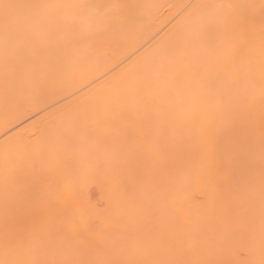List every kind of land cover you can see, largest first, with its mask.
<instances>
[{
  "label": "bare ground",
  "instance_id": "6f19581e",
  "mask_svg": "<svg viewBox=\"0 0 264 264\" xmlns=\"http://www.w3.org/2000/svg\"><path fill=\"white\" fill-rule=\"evenodd\" d=\"M5 4L9 7L2 6ZM236 4L246 6L228 7ZM228 17L236 18L238 26L214 27L205 38L188 39L195 22L215 24ZM0 25V264L9 261L43 264L52 260L264 264V185L261 183L264 36L254 30L257 25L264 28V0H0ZM225 45L231 49L224 50ZM227 51L229 54H225ZM102 61L112 70L107 67L103 72ZM97 71L107 74L86 86V76L91 80L88 75L95 78ZM84 85L87 88H82ZM149 95H154V99ZM145 99L146 103L154 104H149L154 106V135L151 130V135L146 132L143 137L154 136L151 140L154 147L151 151L147 149L150 138L143 142L142 134H138L142 138L137 143L143 142L142 149L150 152L140 149L135 154L131 149L134 156L126 154L119 165L112 162L109 168L107 163L106 178L97 181L102 207L93 203L95 199L90 200L88 191L72 190L74 184L68 185V178L63 179L67 183L61 181L60 186L53 187L48 179L50 186H47L45 179L49 175L45 179L38 175L44 183L40 187L44 190L43 197L49 196L51 206H46L45 200L44 207H39L41 213L39 209L27 216L19 214L20 207L26 205L30 209L32 205L29 193L30 203L21 190L29 189L26 184L31 182H24L33 173L34 162L63 161L65 148L60 151L61 146L56 147L61 154L49 153L52 140L49 138L44 154L32 152L33 148L27 152L28 146L23 147L27 142H19V138L27 136L19 137L24 127L11 134L16 122L12 125L10 115L15 118V113L24 111L25 105L33 112L55 104L49 111L46 108V112H41L44 119L72 105L77 110V105L82 104L102 106L109 102L122 103L124 107L138 102L139 107ZM225 111L236 112L240 118L226 125L222 119ZM133 119L134 123L130 119L128 124L133 126L136 123ZM41 132L38 141L42 138L43 142L47 130L45 134ZM55 132L56 136L58 132L61 134ZM73 132L68 129L63 133L68 136ZM62 134L57 138L66 141L68 137ZM57 138L55 144L61 145ZM30 140L32 144L34 140ZM100 146L96 148L100 150ZM135 147L136 143L130 148ZM91 151H88L90 155ZM63 167H58L62 168L60 173L64 172ZM58 170L56 167L57 177ZM249 172L250 187L244 185L243 196L234 198L232 193L241 187ZM22 175H28L23 177L24 187L20 181ZM20 200H24L23 206L19 205ZM69 234L79 251L64 248L63 238Z\"/></svg>",
  "mask_w": 264,
  "mask_h": 264
},
{
  "label": "rangeland",
  "instance_id": "374dc122",
  "mask_svg": "<svg viewBox=\"0 0 264 264\" xmlns=\"http://www.w3.org/2000/svg\"><path fill=\"white\" fill-rule=\"evenodd\" d=\"M166 12L168 11V13H169V9H166L165 10ZM167 14V13H166ZM173 16V15H172ZM169 18H167V20H168ZM0 27H1V25H0ZM4 27V26H3ZM154 27V26H153ZM152 27V28H153ZM260 27V28H259ZM257 28H259V29H257ZM257 29V30H256ZM256 29H254L255 30V32H260V36L261 35H263L264 36V34H262V33H264V31H262V30H264V28L262 29L261 28V26H256ZM261 29V30H260ZM262 31V32H261ZM250 32V31H249ZM257 32V33H258ZM264 38V37H263ZM229 41V40H228ZM262 41L264 42V39H262ZM228 43H226V45H227ZM229 44L231 45V42H229ZM228 44V45H229ZM226 45L223 47L224 48V50H228V49H231L230 47L228 48H226ZM227 45V46H228ZM229 45V46H230ZM229 51H231V50H229ZM229 51H227L225 54H227ZM229 54V53H228ZM222 55V54H221ZM104 60V59H103ZM103 62V64L105 65L106 63H105V61H102ZM102 62H101V64H102ZM102 64V65H103ZM103 65V66H104ZM106 66V65H105ZM105 66H104V69H103V67H102V69H103V72L105 71V70H107V67H109L108 66V64H107V66H106V69H105ZM222 66V65H221ZM222 68H224V66L222 67ZM101 69V68H100ZM101 69V70H102ZM109 69V71H111L112 70V68L110 69V67L108 68ZM214 69V68H213ZM100 70V71H101ZM224 70V69H223ZM98 72L99 71H97V74H98ZM106 72H108V71H106ZM102 73V72H101ZM99 73L98 75L95 73L94 75V77L95 78H93L92 77V75L90 76V75H88L90 78H91V80H88V77L86 76V78L85 79H87L86 80V82L84 83L86 86H89L90 87V85H91V83L93 82V81H95V79L97 78V77H100L101 78V76H103V74L105 75V74H107V73ZM97 75V76H96ZM94 79V80H93ZM98 79V78H97ZM96 79V80H97ZM90 81V82H89ZM88 82V83H87ZM90 83V84H89ZM85 85L82 87V88H84L85 87ZM80 88V87H79ZM85 88H87V87H85ZM151 96V98L152 97H154V95H149V97ZM150 98V99H151ZM146 99H148V98H146ZM146 99H145V103H146ZM150 99H148V101L150 100ZM152 99H154V98H152ZM139 102L141 101H143V100H138ZM136 102V101H135ZM140 102V103H141ZM153 102H154V100H153ZM106 103V102H105ZM137 103V105L139 104L138 102H136ZM136 103H132L130 106L129 105H127V106H124V107H122L121 105H124V104H122L121 103V105H114V104H110L109 102H108V104L106 103L105 105L103 104L102 106L101 105H99L98 104V106H92L91 104L90 105H88V107H86V105L85 104H82V105H77V110H76V106H75V108H74V106L72 107H68L67 109H64V111L61 109L59 112H54V114L53 113H51V114H49V115H47L44 119L46 120V122H45V120L43 119V118H41L40 116H42V114H41V112L43 113V112H46L47 110L49 111L50 109H48V108H50V106H52V105H54L53 107H51V108H54L55 107V104H50V105H48L47 107H44V108H40V109H37V110H35V111H31V109H29L28 108V110H27V107L28 106H24L23 107V109H24V111H22V109L20 110V111H22V112H20L19 110V112H18V114L17 113H15L16 114V117L14 118V116L13 115H10V116H12L13 117V119H14V121H13V119H12V125L15 123V125L11 128V131H10V133L13 131V130H18V128H23V131H22V133H21V131H20V133H21V135H19V137L21 136V137H23L24 135H26L27 134V136H24L23 137V139H21V138H19L20 139V141L19 142H22V140H23V142L24 143H26L25 144V146L23 145V147L25 148V149H27L26 148V146H28V149H27V152H31V149H32V152H38V154H39V152H40V154H41V152H43V154H44V152H45V150L47 149V147L48 148H50V150L48 149V151H49V153H51V152H54V153H56L55 151H63L64 150V148H65V150L67 151L68 150V152H66L65 153V150L63 151V153H64V157L66 158V156H67V158L65 159L64 157H63V153H62V155H61V158L63 159V161H55L58 157H56V158H54V163H52V164H50L49 163V161L47 160V162L45 163L44 161H40L39 160V162H38V160H36L34 163V171H33V173L32 172H30V174L31 175H29V172H28V175H29V178L27 177L26 178V176H28V175H25V177L22 175V177L20 176V178H22L23 179V177H24V179L26 178V180L27 181H25L24 183H26V182H31V183H28V184H26V187L27 188H29V189H26L25 187H24V185H23V181H24V179L22 180V179H20V178H17L18 180L20 179V181H21V183H22V185H23V187L25 188H23L24 189V191H23V189L21 190V192H25V193H22V194H25L26 195V197H27V195H28V193H29V195L28 196H30L29 198H30V200H31V203H30V201H29V199H28V197H27V199H28V201H29V203H30V207L32 208V210H31V208L29 209L28 207V209L27 208H25L26 207V205L24 206V208L23 207H20L21 208V210L20 211H18L19 212V214H22V215H29L30 213L32 214L33 212L35 213L36 211L38 212V210L43 206L44 207V202H45V200H47V202L49 201L50 202V199L48 198L49 196H45V198L43 197L45 194H44V190L43 189H40V187H41V185L42 184H44V183H42L41 182V175H43V177H44V179L48 176V178H46L45 180H49V182H52L51 183V185L53 186V187H55V185L56 186H60L61 185V181L63 182L64 180L63 179H67V181H69L68 183V185H70V183L72 184H74V187H73V189L72 190H79V191H81V192H85L86 193V191H88L86 194L89 196V198H90V200L92 201H94V199H95V201L93 202V203H95V204H97V206H100V207H102V203H103V199H102V197L100 196L101 194H100V191L98 190V182H101V181H103L104 179L103 178H106V173H105V171L107 170V168H105L108 164H109V168H110V165L111 164H113L114 162V164L117 166V165H119V163H120V160L122 161V160H124V159H121V157H126V154H127V157L130 155V156H132L134 153H133V151L132 150H134L135 151V154L136 153H139L140 152V149L141 150H143L144 148H145V146H144V144H142L143 142H145L146 141V139H148L149 140V138H150V140L149 141H151V140H153L152 139V137H154V136H152V137H150L149 136V138H148V136L147 137H145L146 135H144V137H143V133H148V134H150L151 135V130H152V135H154V131H153V129H154V124H152L153 122H154V106H151V105H154L153 103H152V101L151 102H147L146 104L144 103V102H142L140 105H139V107L136 105ZM150 103H152L151 105H149ZM100 104H102V103H100ZM127 104V103H126ZM133 104H135L134 106H133ZM145 105V107L143 106L142 107V105ZM58 105V104H57ZM84 105V106H83ZM109 105V106H108ZM148 107H147V106ZM79 106V107H78ZM81 106H82V110H81ZM100 106V108H98ZM112 108H111V107ZM115 108H114V107ZM132 106V108H130ZM136 106L138 107V109H136ZM151 106V107H150ZM92 107V108H91ZM101 107H102V109H101ZM105 107V108H104ZM109 107V108H108ZM125 107L127 108L126 110H125ZM141 107V108H140ZM147 107V109H149V110H147L146 111V108ZM19 108H21V107H19ZM19 108H17V109H19ZM46 108H47V110H46ZM71 108H72V110H71ZM84 108H86V109H84ZM96 110H95V109ZM142 108H144L145 109V111H141V110H144V109H142ZM17 109H14V110H17ZM44 109V110H43ZM113 109H115L114 111H113ZM117 109V110H116ZM134 109H136V110H134ZM92 110H94L95 112H93ZM99 110V111H98ZM130 110V111H129ZM138 110V111H137ZM30 111V112H29ZM73 111H75V112H73ZM77 111V112H76ZM80 113H79V112ZM84 113H83V112ZM109 111V112H108ZM117 113H119L120 111V114L118 115V114H116V112ZM149 111V112H148ZM12 112H15V111H12ZM28 113L25 117H24V113ZM62 114H61V113ZM69 112L71 113V115L69 114ZM87 112V113H86ZM90 112V113H89ZM113 112H115V114L113 113ZM124 112H126V113H124ZM135 112V113H134ZM139 112H142L144 115H142L141 116V114L139 113ZM145 112H147L146 114H145ZM23 114V116H20V114ZM68 113V114H67ZM86 113V114H85ZM94 113V115H92V114ZM109 113V114H108ZM139 114V116L137 115V114ZM57 114V115H56ZM65 116H64V115ZM73 114V115H72ZM75 114V115H74ZM88 114V115H87ZM98 114V115H97ZM112 114V115H111ZM122 114V115H121ZM17 115H18V117L19 118H17ZM55 115V116H54ZM61 116V118H60V120H59V116ZM78 115H80V116H78ZM91 115H92V117H91ZM115 115V116H114ZM117 115H118V117H117ZM121 115V116H120ZM137 115V116H136ZM64 116V117H63ZM70 116V117H69ZM72 116H74V118H72ZM87 116V117H86ZM126 116H128V117H126ZM133 116V117H132ZM11 117V118H12ZM24 117V118H23ZM49 117V118H48ZM57 117V118H56ZM88 117H89V119H88ZM112 117H114V118H112ZM117 117V118H116ZM136 117V118H135ZM143 117V118H142ZM10 118V119H11ZM36 118H37V120H36ZM40 118V119H39ZM65 119V121H64V119ZM91 118V119H90ZM110 118V119H109ZM133 118H135V119H133ZM19 119V120H18ZM42 119V120H41ZM47 119H49V120H47ZM56 121H55V120ZM60 121H58V120ZM68 120V122H67V120ZM93 119H95V121L93 120ZM108 119H109V121H108ZM115 119V120H114ZM121 119H122V121H121ZM126 119V120H125ZM128 119H129V122H126V121H128ZM130 119H131V121H132V119L133 120H135L136 121V125L134 124L133 126L132 125H130V124H128V123H130ZM138 119V120H137ZM144 119V120H143ZM18 120V121H17ZM30 120V121H29ZM34 120V121H33ZM37 122H36V121ZM38 120H39V122H38ZM74 120V121H73ZM106 120V121H105ZM125 120V121H124ZM139 120H140V123H139ZM151 120H153V121H151ZM27 121H28V123H27ZM72 121V122H71ZM87 121H88V123H87ZM137 121H138V123H137ZM141 121H143V123H141ZM146 121V122H145ZM35 124H34V123ZM44 124H43V123ZM65 122V123H64ZM116 122H117V124H116ZM119 122H121V123H119ZM125 122V123H124ZM25 123H27V124H25ZM33 124V126L31 125V124ZM46 123V124H45ZM55 123H56V125H55ZM59 125H58V124ZM79 123V124H78ZM95 123V124H94ZM111 123V124H110ZM113 123V124H112ZM119 123V124H118ZM134 123V121H132L131 122V124H133ZM150 123V124H149ZM30 124V125H29ZM71 125V128H70V125ZM138 124L141 126V127H139L138 126ZM149 124V125H148ZM26 125H29V126H26ZM63 125V126H62ZM69 125V126H68ZM90 125V126H89ZM109 125V126H108ZM112 125H116V126H112ZM118 125V126H117ZM127 125V126H126ZM144 125V126H143ZM146 125V126H145ZM23 126V127H22ZM37 126V127H36ZM41 128H40V127ZM54 126V127H53ZM65 126V127H64ZM74 126V128H72ZM81 126V127H80ZM103 128V129H101V127ZM106 126V127H105ZM110 126H112V127H110ZM126 126V127H125ZM136 126V127H135ZM151 126V127H150ZM17 127V128H16ZM25 127H27V128H25ZM32 127V128H31ZM46 127H48V128H46ZM58 127V128H57ZM63 127V128H62ZM76 127V128H75ZM90 127H91V129H90ZM99 127H100V129H99ZM115 127H117V128H115ZM139 127V129H140V131H139V129H137ZM148 127H150V128H152V129H150V128H148ZM37 128V129H36ZM46 128V129H45ZM60 128H61V130H60ZM82 128V129H81ZM85 130H84V129ZM119 128V129H118ZM126 128L128 129V130H126ZM133 128V129H132ZM26 129V130H25ZM35 129V130H34ZM45 129V130H44ZM68 129H69V131L71 132V130H72V132H73V130L74 129H76V132L74 131L72 134H70L69 133V135H68V133H67V135L68 136H66L63 132L65 131V130H67L68 131ZM80 129V130H79ZM87 129H88V131H87ZM107 129H108V131H107ZM116 129H118V130H116ZM143 129V130H142ZM145 129V130H144ZM16 130V131H17ZM43 130V132H44V134L46 133V130H47V133H46V135H47V137H45L46 139H44L43 140V142H42V138L40 139V141L42 142V144H45L44 146L41 144V142L40 141H38L39 140V134H40V132ZM64 130V131H63ZM79 130V131H78ZM106 130V131H105ZM122 130H125V131H127L126 132V134H125V136H124V132L125 131H122ZM138 130V131H137ZM150 130V131H149ZM58 132V131H60L61 132V134L63 133L66 137H68L67 139H68V141H67V139H66V141L65 140H62V141H59V139H60V136H61V134L58 132V133H56V132ZM63 131V132H62ZM82 131H84V133L82 132ZM86 131V132H85ZM104 131V132H103ZM132 132V135H130L131 134V132ZM56 133L57 134V136L55 135V134H53V133ZM80 132H81V134H80ZM119 132V133H118ZM130 132V133H129ZM7 133H8V131H7ZM13 133V132H12ZM11 133V134H12ZM25 133V134H24ZM42 133V132H41ZM50 133V134H49ZM52 133V134H51ZM75 133H76V135L78 136H76L75 135ZM102 133V134H101ZM117 133V134H116ZM128 133V134H127ZM134 133H136L137 134V136L135 137V135H134ZM9 134V133H8ZM7 134V135H8ZM38 134V135H37ZM59 134H60V136H59ZM62 134V135H63ZM87 134V135H86ZM110 134V135H109ZM116 134V135H115ZM119 134H120V137H119ZM141 135L142 134V137L145 139H143L142 141L143 142H141V144H139V143H137V141L138 140H140L139 138L141 137V136H139V135ZM2 135L3 136H5L4 135V133H2ZM54 135V136H53ZM64 135H63V137H64ZM73 135H74V137H73ZM83 135V136H82ZM118 135V136H117ZM128 135H129V137H128ZM17 136V135H16ZM35 136H37V137H35ZM53 136V137H52ZM59 136V139L57 138ZM75 136H76V138H75ZM108 136V137H107ZM112 137V140H111V137ZM127 136V137H126ZM1 137V136H0ZM57 138V140L59 141V144H61V145H56V144H58V142L56 143V138ZM115 137V138H114ZM122 137H124V138H122ZM126 137V138H125ZM132 137V139H129V138H131ZM133 137H135L136 139L134 140V138ZM141 137V138H142ZM30 140L31 138V140L30 141H32V140H34L33 138H37V139H35L34 140V142L32 141L31 143L32 144H30V142L27 140ZM49 138H51V139H49ZM72 138V139H71ZM97 138V139H96ZM101 138H103V139H101ZM107 138V139H106ZM118 138V139H117ZM17 139V138H16ZM64 139V138H63ZM70 139V140H69ZM75 139V140H74ZM95 141H94V140ZM110 139V140H109ZM128 139V141H127V143H129V144H127L126 143V140ZM12 140H14L15 141V139H12ZM26 140V141H25ZM37 140V141H36ZM46 140H47V142L48 141H50L51 140V142H49V144L50 145H48V146H46L48 143L46 142ZM79 142H78V141ZM109 140V141H108ZM115 140V141H114ZM134 140V141H133ZM137 140V141H136ZM147 140V141H148ZM112 141H113V143H112ZM130 141V142H129ZM136 141V142H135ZM18 142V143H19ZM47 144H46V143ZM106 142L108 143V144H106ZM116 142V143H115ZM120 142V143H119ZM138 142H140V141H138ZM37 143V144H36ZM56 143V144H55ZM68 143V144H67ZM72 143V144H71ZM98 143H99V145H101L100 146V150H98L99 149V145H98ZM103 143V144H102ZM115 143V144H114ZM135 143H136V147L135 148H130L131 146L132 147H134L135 146ZM151 143L153 144L154 143V141H151V142H148V144H146L147 145V149H149L150 150V148H153L154 146H152L151 145ZM15 144V143H14ZM29 144V145H28ZM52 144H55V145H52ZM63 144V145H62ZM65 144V145H64ZM93 144H95V145H93ZM97 144V145H96ZM127 144V145H126ZM30 145L32 146V145H34V146H32V147H30ZM43 147H41V146ZM52 145V146H51ZM104 145V147H102ZM129 145V146H128ZM140 145V146H139ZM149 145V146H148ZM55 146V147H54ZM57 146H61L60 148H59V150H57L58 148H56ZM96 146L98 147V149L96 148ZM139 146V147H138ZM143 147V149H142V147ZM152 146V147H151ZM39 147V148H38ZM76 147V148H75ZM82 147V148H81ZM90 147V148H89ZM92 147H94V148H92ZM122 147H124V148H122ZM127 147H129V148H127ZM149 147V148H148ZM24 148H22L24 151H25V149ZM31 148V149H30ZM36 150H35V149ZM42 148V150H40ZM44 148H46V149H44ZM56 149V150H52V149ZM62 148V149H61ZM81 150H80V149ZM89 148V149H88ZM30 149V150H29ZM39 149V150H38ZM44 149V150H43ZM70 149V150H69ZM74 149L76 150V152H74ZM102 149H103V152H102ZM105 149H106V151H105ZM128 151H127V150ZM131 151H130V150ZM29 150V151H28ZM33 150H35V151H33ZM80 151V153H79V151ZM83 150H87L86 152H88V151H91V150H93V151H91L90 153L92 154V155H90L89 154V152L88 153H86L85 151H83ZM96 150V151H95ZM99 152H98V151ZM117 150V151H116ZM126 150V151H125ZM146 150V149H145ZM145 150H143V151H145ZM149 150H147V151H145V152H150ZM47 151V152H48ZM60 151H59V153H60ZM78 151V152H77ZM110 151V152H109ZM119 151V152H118ZM95 152V153H94ZM131 152V153H130ZM58 153V154H59ZM82 153V154H81ZM37 154V155H38ZM57 154V153H56ZM61 154V153H60ZM59 154V155H60ZM67 154V155H66ZM70 156H69V155ZM73 154H74V156H73ZM78 154H80L81 155V157H80V155H78ZM83 154H84V157H83ZM85 154H88V155H85ZM116 154H117V156H116ZM132 154V155H131ZM74 157H72V156ZM77 155V156H76ZM102 155H103V158L104 159H102ZM121 155V156H120ZM79 156V157H78ZM110 158V156H112L113 158H118L119 157V159H115V161H113L114 159L113 158H108V157ZM115 156V157H114ZM134 156V155H133ZM78 157V158H77ZM84 159H83V158ZM98 159H97V158ZM106 157V158H105ZM39 158V157H38ZM79 158H81L80 159V161H78V159ZM89 158H91V159H89ZM100 158L102 159V161H100ZM59 159H60V157H59ZM61 159V160H62ZM74 159V160H73ZM77 159V160H76ZM108 159V162L106 161V160ZM82 160V161H81ZM90 162H89V161ZM110 160V161H109ZM118 161V163H117V161ZM46 161V160H45ZM52 161H53V159H52ZM87 161V162H86ZM98 161H100V163L98 162ZM104 161V163H102ZM106 161V162H105ZM38 162V163H37ZM44 162V163H43ZM51 162V161H50ZM78 162V163H77ZM79 162L82 164L83 162V164L81 165H79ZM89 162V163H88ZM111 162V163H110ZM113 162V163H112ZM42 163H43V165H42ZM70 163V164H69ZM88 163V164H87ZM92 163V164H91ZM93 163L95 164L96 163V165H93ZM98 163V164H97ZM105 163H106V165H105ZM108 163V164H107ZM41 164V165H40ZM47 164H49V165H51V166H48ZM67 164V165H66ZM68 164H69V167H67L68 166ZM77 164V165H76ZM102 164L104 165V166H102ZM46 165H47V167H46ZM63 166L64 165V167H63V169H64V172H66V173H60V170L62 169V168H58L59 166ZM87 165H93L92 166V169H91V166L89 167V166H87ZM38 166V167H37ZM54 166V167H53ZM95 166V167H94ZM96 166H98V167H96ZM113 166V165H112ZM33 167V166H32ZM40 167V168H39ZM45 167H46V169H45ZM56 167H57V169H59L58 171V174H59V177H62V178H59V177H57V174H55V169H56ZM65 167H67L66 169H65ZM83 167H84V169H88V170H84L83 169ZM86 167H88V168H86ZM113 167H115V166H113ZM51 168V169H50ZM73 168H75V170L72 169ZM37 169V170H36ZM49 169V170H48ZM69 169V170H68ZM78 169H79V171H78ZM89 169H90V171H89ZM41 171V174H38L40 171ZM44 170H46V171H44ZM66 170V171H65ZM81 170V171H80ZM82 170H84L85 171V173H87L86 175H85V173H84V171H82ZM105 170V171H104ZM37 173H36V172ZM39 171V172H38ZM57 171V170H56ZM63 171V170H62ZM68 171L70 172V173H68ZM86 171H88V172H90V174H88V172H86ZM92 171V172H91ZM103 171V172H102ZM45 174H44V173ZM95 172H98V173H95ZM35 173V174H34ZM48 173V174H47ZM50 173V174H49ZM54 173V174H53ZM57 173V172H56ZM75 175H74V174ZM77 173V174H76ZM80 173V174H79ZM101 173H103V174H101ZM47 174V175H46ZM56 175V177H54L53 175ZM65 174H67V175H65ZM97 174V175H96ZM34 175H35V177H34ZM37 175V176H36ZM38 175H40V177L38 176ZM44 175H46V176H44ZM51 175V176H50ZM60 175H62V176H60ZM105 175V177H102V176H104ZM53 176V177H52ZM72 176H73V178H72ZM83 176H85V177H83ZM90 176V177H89ZM19 177V176H18ZM51 177V178H50ZM92 177V178H91ZM95 177V178H94ZM102 177V178H101ZM39 178V179H38ZM53 178V179H52ZM57 178V179H56ZM59 178V179H58ZM74 178L76 179V180H74ZM86 178V179H85ZM89 178L92 180H89ZM96 179V180H94V179ZM16 179V180H17ZM29 179H31V180H29ZM43 179V180H44ZM53 181H52V180ZM84 179V180H83ZM103 179V180H102ZM17 180V181H18ZM40 180V181H39ZM48 180L46 181V183L48 182ZM73 180V181H72ZM36 181V182H35ZM57 181H59V182H57ZM67 181L65 180V182H63V183H67ZM82 181V182H81ZM89 181V182H88ZM94 181V182H93ZM98 181V182H97ZM49 182L47 183V186H48V184H49ZM55 182H56V184H55ZM92 182V183H91ZM97 182V183H96ZM17 183H19L20 184V182H17ZM42 183V184H41ZM62 183V184H63ZM80 184V185H79ZM88 184H89V186H88ZM92 184V185H91ZM33 185H34V187H33ZM82 185V186H81ZM38 186V187H37ZM44 186H46V185H44ZM49 186H50V184H49ZM51 186V187H52ZM70 186H73V185H70ZM86 186H87V188H86ZM96 186H97V188H96ZM34 189H36V190H34ZM33 189L32 190V192H29V191H31V189ZM81 188V189H80ZM38 189V190H37ZM54 189V188H53ZM53 189L51 190V192H54L53 191ZM97 189V190H96ZM26 190V191H25ZM28 190V191H27ZM39 190H40V192H41V194H40V192H39ZM90 190V191H89ZM42 192H43V194H42ZM48 192H50V191H48ZM50 192V193H51ZM20 193V192H19ZM27 193V194H26ZM36 193V194H35ZM39 193V194H38ZM22 194H18V195H20V197L22 196ZM49 194V193H48ZM52 194H54L55 196H57L55 193H52ZM39 195H41L42 197H40ZM50 195V194H49ZM31 196H32V198H31ZM23 197V196H22ZM26 197H24V200H25V198ZM42 198H44L43 200H42ZM47 198V199H46ZM51 198V197H50ZM92 198V199H91ZM15 199V198H14ZM39 199H40V202H39ZM49 199V200H48ZM54 199V198H53ZM53 199H51L52 201H53V203L55 204V202H54V200ZM19 199H15V201H18ZM23 200V201H24ZM20 201H22V200H20ZM23 201H22V204H19V205H22L23 206ZM97 201V202H96ZM33 202H35L34 204H35V206H34V204H33ZM37 202V203H36ZM47 202H45V205L47 206H51V203H47ZM13 203V202H12ZM17 203V202H16ZM41 203H43V204H41ZM50 204V205H49ZM54 204H52V205H54ZM16 205V204H15ZM15 205H13V206H15ZM37 205H38V207H37ZM42 205V206H41ZM17 206V205H16ZM28 206V205H27ZM55 206V205H54ZM18 207V208H19ZM40 207V208H39ZM14 210H15V208H13ZM12 209V210H13ZM37 209V210H36ZM13 210V211H14ZM24 210H25V212H24ZM15 211H17V210H15ZM23 211V212H22ZM32 211V212H31ZM41 211V209L39 210V212ZM17 212V213H18ZM28 212V213H27ZM36 212V213H37ZM15 213V212H14ZM41 213V212H40ZM241 254H243V253H241ZM244 255V254H243Z\"/></svg>",
  "mask_w": 264,
  "mask_h": 264
},
{
  "label": "snow or ice",
  "instance_id": "6c2138e0",
  "mask_svg": "<svg viewBox=\"0 0 264 264\" xmlns=\"http://www.w3.org/2000/svg\"><path fill=\"white\" fill-rule=\"evenodd\" d=\"M3 7L7 8L9 7L8 5H2ZM246 5L244 4H236V5H229L228 7H235V8H244ZM223 26L224 28H228L231 26H238V20L234 17H228L225 18L224 20L220 22H216L213 24V22H206V21H200V22H195L194 27L192 31L190 32L188 39L190 40H198L205 38L207 34L209 33L210 30H212L214 27H221ZM235 59V57H233ZM6 62H10L6 61ZM225 84H227V81L225 80ZM239 115L236 112H229L225 111L222 114V119L225 122V124H229L232 122H235V120L239 119ZM250 181H251V172L244 177V183L241 185V187L232 193V196L234 198H241L244 193V185H247L250 187ZM261 183L264 185V140H262V147H261ZM215 190V186H213ZM63 246L64 248L70 250V251H79L80 248L76 241L73 239V237L69 234L66 235L63 238ZM7 264H19V262L15 261H9ZM36 264H41V262H36ZM43 264H114V262L111 261H103V260H77V261H66V260H52V261H47L43 262ZM193 264H197V262H193Z\"/></svg>",
  "mask_w": 264,
  "mask_h": 264
}]
</instances>
